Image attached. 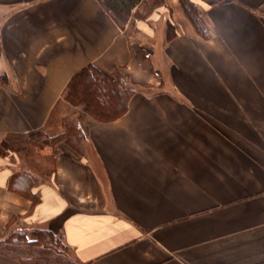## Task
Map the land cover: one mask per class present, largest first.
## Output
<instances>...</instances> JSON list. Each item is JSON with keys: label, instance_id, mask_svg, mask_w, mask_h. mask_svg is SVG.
Segmentation results:
<instances>
[{"label": "crops", "instance_id": "1", "mask_svg": "<svg viewBox=\"0 0 264 264\" xmlns=\"http://www.w3.org/2000/svg\"><path fill=\"white\" fill-rule=\"evenodd\" d=\"M158 1L121 27L98 0H0V147L54 155H0V264L38 231L81 264H264V0H193L205 34ZM90 65L137 88L114 121L62 98ZM80 113L93 159L50 142Z\"/></svg>", "mask_w": 264, "mask_h": 264}, {"label": "trees", "instance_id": "2", "mask_svg": "<svg viewBox=\"0 0 264 264\" xmlns=\"http://www.w3.org/2000/svg\"><path fill=\"white\" fill-rule=\"evenodd\" d=\"M179 1L187 18L196 27L200 26L203 32L204 26L200 18V13L193 0ZM98 2L106 8L114 21L123 27L131 11L142 0H98ZM156 2L160 3L158 0ZM173 32L174 26L169 24L168 36L171 37ZM127 80H130L129 76L123 72L117 71L109 75L97 67L90 65L73 77L65 89L62 98L74 107L84 108V112L98 122H111L123 116L129 110L130 100L136 94V89ZM65 126L66 132L50 141L54 144L65 142L78 151V153H83V142L87 138L86 128L81 124L77 128L73 127L69 121L66 122ZM36 137L38 138L39 136H32L33 139ZM18 138L20 140L19 142L28 141L22 136ZM9 151L20 150L16 149L9 140H5L0 147V155L5 156ZM22 181L34 183L31 178L26 176L21 179ZM37 235L38 238L35 241H30L27 232L13 234L8 241V251H13L12 253L15 252L17 255L22 256L21 250L26 247V244H33L31 245L32 249H40L39 246H42L52 251V253L55 252L62 256L61 260L63 262L61 264H81L71 250L63 243L62 238L57 237L50 231H38ZM32 251L40 252L42 250ZM40 254L43 255V253ZM25 262L28 264V261Z\"/></svg>", "mask_w": 264, "mask_h": 264}, {"label": "rangeland", "instance_id": "3", "mask_svg": "<svg viewBox=\"0 0 264 264\" xmlns=\"http://www.w3.org/2000/svg\"><path fill=\"white\" fill-rule=\"evenodd\" d=\"M127 82L132 84L130 80H127ZM133 87L137 89L136 86L133 85ZM84 120L85 119L83 117V114L80 113L78 116L74 117L72 120H69V122L72 123L73 127L77 128V126L81 124L82 126L86 128ZM86 132H87V128H86ZM44 141H47V140H44V138H41L40 144L30 141V140L25 141V142H13V145L16 149L24 148L23 150L19 151V153L20 155H22V158L25 160L26 163L29 164L32 161L29 165L31 169L36 172H42L45 168L46 169L52 168V157H54V155L53 156L48 155L47 157V155H44L42 153L40 154V151L44 149V146H45ZM88 141H89L88 138H85L83 144L84 146L87 144L88 146L87 150L89 152L90 157L93 159L94 155L92 152V148L90 147V143ZM23 143L24 144L26 143L25 145L26 147H22ZM73 151L76 155L78 156L81 155L74 148H73ZM61 152L62 150L60 147L56 149L54 148L55 154H59ZM31 245L26 244V247L21 250L22 258L24 259V261H28V264H39V263L40 264L42 263L61 264L63 262V260H61L62 256H60L59 254L55 252L52 253V251H49L48 249H45L42 246L41 247L39 246L40 249H32ZM32 250H42V251L38 252V251H32ZM40 253H43V255H41Z\"/></svg>", "mask_w": 264, "mask_h": 264}]
</instances>
